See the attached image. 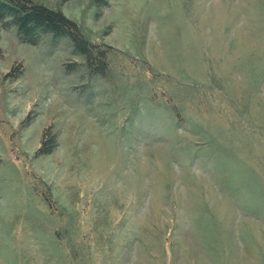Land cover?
<instances>
[{"label":"rangeland","instance_id":"obj_1","mask_svg":"<svg viewBox=\"0 0 264 264\" xmlns=\"http://www.w3.org/2000/svg\"><path fill=\"white\" fill-rule=\"evenodd\" d=\"M32 1L93 58L0 19V264H264V0Z\"/></svg>","mask_w":264,"mask_h":264},{"label":"trees","instance_id":"obj_2","mask_svg":"<svg viewBox=\"0 0 264 264\" xmlns=\"http://www.w3.org/2000/svg\"><path fill=\"white\" fill-rule=\"evenodd\" d=\"M10 18L16 26L20 37L36 43L39 36L49 33L54 37H68L75 49L85 55L86 60L92 61L90 45L81 35L77 25L64 16L60 11L47 8L32 0H0V19ZM100 63V73L104 74L106 63L104 54L97 56Z\"/></svg>","mask_w":264,"mask_h":264}]
</instances>
